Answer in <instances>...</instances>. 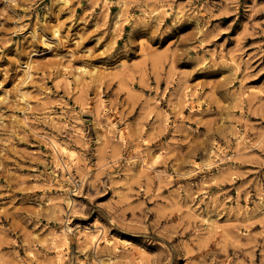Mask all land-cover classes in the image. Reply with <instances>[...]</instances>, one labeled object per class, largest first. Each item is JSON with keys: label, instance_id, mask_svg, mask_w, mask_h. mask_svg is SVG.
<instances>
[{"label": "rangeland", "instance_id": "1", "mask_svg": "<svg viewBox=\"0 0 264 264\" xmlns=\"http://www.w3.org/2000/svg\"><path fill=\"white\" fill-rule=\"evenodd\" d=\"M106 263L264 264V0H0V264Z\"/></svg>", "mask_w": 264, "mask_h": 264}, {"label": "bare ground", "instance_id": "2", "mask_svg": "<svg viewBox=\"0 0 264 264\" xmlns=\"http://www.w3.org/2000/svg\"><path fill=\"white\" fill-rule=\"evenodd\" d=\"M23 102H25V101H23ZM27 107H28V106H27ZM102 111H103V110H102ZM51 142H53V141L51 140ZM54 143H55V142H54ZM54 143H53V144H54ZM54 146H56V145H54ZM54 146H53V147H54ZM63 148H64V147H63ZM53 149H54V148H53ZM55 149H56V148H55ZM66 150H67V149H66ZM66 150H64V151H66ZM148 153H149V152H148ZM56 154H57V153H56ZM64 154H65V153H64ZM219 156H220V155H219ZM56 157H57V156H56ZM72 157H73V156L71 155V158H72ZM135 157H136V156H135ZM150 157H151V156H150ZM133 158H134V157H133ZM55 161H56V160H53V162H55ZM61 161H62V160H61ZM62 162H63V161H62ZM64 162H66V160H65ZM142 162H143V164H146V159H145V158H142ZM57 163H58V162H57ZM76 164H77V163H76ZM61 165H62V164H61ZM151 166H152V165H151ZM65 167H66V166H65ZM67 167H68V166H67ZM151 168H152V167H151ZM63 169H64V168H63ZM70 169H71V167H70ZM65 170L67 171V169H65ZM146 170H147V169H146ZM63 172H64V171H63ZM87 228H88V227H87ZM87 228H85V229H87ZM94 228H95V227H94ZM97 228H98V226H97ZM97 228H95V229H97ZM67 229H68V228H67ZM85 229H84V230H85ZM98 229H99V228H98ZM84 230H83V231H84ZM87 230H88V229H87ZM89 230H90V228H89ZM103 230H104V229H103ZM103 230H102V231H103ZM69 231H70V230H69ZM95 231H96V230H95ZM95 231H94V232H95ZM64 234H65V233H64ZM80 234H81V233H80ZM82 234H83V233H82ZM97 234H98V233H92L91 231L85 233V235L87 236V238H88V237L90 238V241H91V242H93L94 240H97V238H98ZM83 235H84V234H83ZM83 235H82V237H83ZM99 235H100V234H99ZM103 235H105V234H103ZM103 235H102V236H103ZM78 236H80V235H78ZM86 236H85V237H86ZM83 238H84V237H83ZM103 238H104V237H103ZM85 239H86V238H85ZM67 240H68V239H67ZM109 240H110V239H109ZM109 240L106 239V242L108 243V245H109V244L111 245L110 241H111L112 239H111L110 241H109ZM86 241H87V240H85V242H86ZM91 242H90V244H93V243H91ZM95 243H96V242H95ZM104 244H105V242H104ZM116 244H117V243H116ZM54 245H55V243H54ZM97 246H98V245H97ZM108 247H109V246H108ZM57 248H58V247H57ZM105 249H106V248H105ZM107 249L109 250V248H107ZM56 251H57V250H56ZM113 251H114V249H113ZM109 252H110V251H109ZM124 252H125V251H124ZM57 253H58V251H57ZM106 253H107V252H106ZM111 253H112V251H111ZM118 253H119V252H118ZM120 253H121V252H120ZM59 254H60V253H59ZM115 254H116V253H115ZM106 255H107V254H106ZM106 255H105V257H106ZM60 256H62V254H61ZM107 256H108V255H107ZM110 257H111V256H110ZM60 258H61V257H60ZM105 259H106V258H105ZM112 259H114V258H112ZM112 261H113V260H112ZM107 263H108V262H107ZM107 263H106V264H107Z\"/></svg>", "mask_w": 264, "mask_h": 264}]
</instances>
